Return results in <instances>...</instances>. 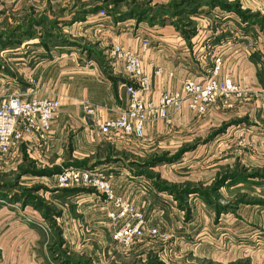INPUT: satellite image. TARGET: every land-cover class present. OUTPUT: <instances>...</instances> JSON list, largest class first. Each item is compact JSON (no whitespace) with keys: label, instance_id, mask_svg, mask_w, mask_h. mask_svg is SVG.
Listing matches in <instances>:
<instances>
[{"label":"crops","instance_id":"crops-1","mask_svg":"<svg viewBox=\"0 0 264 264\" xmlns=\"http://www.w3.org/2000/svg\"><path fill=\"white\" fill-rule=\"evenodd\" d=\"M111 1L0 0V35L5 32L4 35L14 37L15 41L18 36L22 38L20 44L8 45L11 46L10 49L28 46L40 54L36 59H21L22 64L13 63L18 71L17 75L13 74L11 77L14 87L17 91H29L30 81L34 79V91L41 96L58 98L61 103L59 113L47 134L43 137H25L18 148L9 154L14 157L19 155L18 152L24 153L39 168L48 171L60 169L61 172L67 168L81 170L85 167L90 170L99 169L101 165L108 166L111 171L107 175L117 194L134 195V198L138 197L137 202H142L139 206L142 209L161 207L162 210H159L163 214V205L155 203L144 182L138 181L141 177L127 171L120 172L115 165H122L127 159H137L138 149L154 146L156 137L164 133L175 137L178 133L196 134L199 130V135L209 131L206 135L208 137L220 131L213 139L210 138V142L219 141L222 151L223 144L227 149L251 142V137H254L260 127L248 126L257 132L241 128L243 123L222 128L223 124L238 120L250 122L252 120L249 118L255 115L256 110H261V95L264 93V34L255 29L244 31V34L229 31L232 36L223 40L222 34L214 32L215 26L204 16L191 17L196 24V31L191 35L188 32L182 33L172 24L136 27L134 19L120 18L121 14L138 4L157 8L172 0H122L118 6H114ZM239 2L245 10L250 9L251 12L254 11L253 4H257L250 0ZM261 9L264 16V1ZM218 30L227 32L222 26ZM51 38H59L60 44L52 46L47 55L42 54L46 52L44 44ZM143 40L149 44L146 49L142 47ZM242 40L253 43L252 53L248 54L241 47L232 48ZM115 44L139 55L144 74L151 78V93L146 101L157 104L162 93L180 91L185 77L201 81L208 72L206 62L209 59L211 66L213 56L217 53L223 59L221 76H229L243 93L238 98L230 97L226 105L221 102L208 105L200 115L184 102L180 111L175 113L170 110L167 122L146 125L142 139L121 135L103 136L98 125L115 118L126 104L123 94V84L126 82L123 65L110 55ZM47 46L50 44L45 47ZM156 69L160 70L157 75L154 74ZM83 102L93 105V116L85 115L81 107ZM261 118L264 122L262 112ZM214 126L215 129L210 131ZM259 136L264 142V134ZM105 144L110 146L111 154H107ZM260 147L264 151V143ZM78 165L81 167L78 168ZM91 165L94 166L89 168ZM57 175L44 176L40 178L42 181L36 182L43 187L44 194L39 193L44 200L42 203L52 204L60 211L57 221L64 227V240L68 243L65 234L72 240L66 231L68 232V227L77 228V224L80 226L79 218L97 235L105 233L111 238V229L107 224L109 221L94 191L78 188L80 192L62 194L61 189L75 188H58ZM51 182H55V185H51ZM27 183L33 181H23L21 184L30 188ZM6 203L0 202V264H41L40 251L37 250L40 243L48 237L44 233L47 220L39 210L32 205L24 206L21 200H7ZM162 221L160 219L158 226L162 225ZM75 236L79 239L78 235ZM254 238L255 242L260 243L258 240L261 236L255 235ZM257 252H253L251 258L241 259L237 253H233L237 256L231 257L230 253L224 258L211 256L206 260L217 264L245 259L252 261L253 258H260V253H264ZM101 255L106 260L103 253L94 251L90 254L94 260L100 261Z\"/></svg>","mask_w":264,"mask_h":264},{"label":"rangeland","instance_id":"rangeland-1","mask_svg":"<svg viewBox=\"0 0 264 264\" xmlns=\"http://www.w3.org/2000/svg\"><path fill=\"white\" fill-rule=\"evenodd\" d=\"M200 1L204 5L198 7L192 6L196 0H173L171 2L173 10L170 5L164 9L137 5L138 10L148 11L149 15L146 16L148 17L146 22H139L146 20V17L137 20L136 27L139 25L159 27L173 21L177 30L191 35L196 31V24L191 17L204 16L208 17L216 27H213L214 32L222 34L223 40H227L237 31L244 34V31L255 29L260 34H264V16L261 14L262 9L260 10L264 0H250L252 3H257L253 4L252 12L250 9L245 10L240 0ZM111 3L115 4V1L112 0ZM171 10H183L186 15L174 17L177 13L174 14ZM162 15L163 19H154ZM220 26L227 32L222 33L218 30ZM229 31L232 33L230 34ZM4 34L0 35V97L23 93L21 90L17 91L12 82V75L18 73L13 63L22 64L21 59L28 60L31 57L36 59L40 55L38 51L28 46L11 50L8 44H20L18 40L22 38L16 37V42L13 40L14 37ZM51 39L44 44L46 52L42 54L47 55L52 46L60 44L59 38ZM40 44L43 45V42ZM48 44L50 46L45 47ZM206 63L209 70L212 66L209 59ZM249 119L252 121L238 120L223 124L222 128L243 123L240 125L241 128L246 127L249 131L257 132L256 129L249 127H260L259 131L262 132L258 131L247 144L227 149L223 144L222 151L219 141L210 142L218 132L208 137L206 135L209 131L199 135L201 132L199 130L196 134L178 133L175 137L164 133L156 137L154 146L138 149L137 159L132 158L131 161L127 159L122 165H115L120 172L127 171L134 176H140L138 181L144 182L154 202L163 205L165 212L159 216L163 220L159 229L163 236L169 237L167 240L156 237L130 248H124L111 240L108 234L100 233L98 235L103 238L98 237L97 233L91 227L84 225V220L79 218L80 226L77 224V228L68 227V232L65 228L66 233L72 237L70 240L65 234L67 243L64 240V227L57 221L61 215L60 211L52 204L47 206L42 204L44 200L39 193L44 194L43 187L38 186L39 183L36 182L43 180L38 174L42 168L20 152L14 157L11 154L0 156V202L5 204L7 200L14 201L17 197H22L27 203H36L34 200H38L37 203L50 208V221L47 222L44 232L48 237L40 243V248L37 250L40 251L41 264H103L104 262V264H217L206 258L211 256L224 258L230 253L231 257L235 255L233 253H237L242 257L241 259L251 258L253 252L264 251V151L260 147L264 142L259 136L261 133L264 134V122L261 118V110L257 109L255 115ZM135 143L139 145L138 142ZM107 145L105 144L104 148L107 154H111V148ZM107 167L101 165L99 169L110 175L111 169ZM226 176L229 178L223 179ZM22 178L26 180H21ZM221 179L223 180L219 187L218 183ZM23 181H33V183H27L30 187L28 188L21 184ZM53 184L55 185V182H51V185ZM179 193H184L183 200H179L182 199L178 197ZM126 196L130 195L126 194ZM130 197L135 200L136 205L141 206L142 202H137L138 197L134 198V195ZM184 200L185 203L182 202ZM159 209L162 210L161 207ZM143 210L149 218H152L147 208ZM107 224L109 226L108 222ZM75 234L79 239H76ZM255 235L261 236V239L257 238L260 243L255 242ZM94 251L103 253L106 260L102 255L101 261L94 260L90 256ZM108 257L109 261H107ZM253 259L252 261L247 259V264H264V253H260V258Z\"/></svg>","mask_w":264,"mask_h":264},{"label":"built area","instance_id":"built-area-1","mask_svg":"<svg viewBox=\"0 0 264 264\" xmlns=\"http://www.w3.org/2000/svg\"><path fill=\"white\" fill-rule=\"evenodd\" d=\"M142 47H149L147 41H142ZM234 47H241L252 53L253 43L240 41ZM110 55L122 63L126 82L123 84V94L126 104L113 119L103 121L98 130L103 136H133L142 139L146 125L167 122L172 112L182 109L184 102L196 113L203 114L210 104L221 102L226 105L230 97H241L243 93L229 76H221L223 59L220 53L213 56L212 67L201 81L185 77L181 89L174 93H162L158 103L146 101L151 93V78L142 70V62L138 54L123 49L115 44ZM159 69L154 71L157 75ZM35 80L30 81L29 91L13 93L0 97V156H6L18 148L23 139L35 135L43 137L51 130L53 121L60 110L58 98L45 97L34 91ZM81 107L86 116H93L95 109L89 102H83ZM261 112L264 117V93L261 95ZM58 188H82L93 190L101 202V208L109 221L111 238L124 248L141 244L147 239L164 238L159 231L161 211L151 207L149 218L146 212L135 204L126 194H117L108 175L100 169L77 170L67 168L56 176ZM142 190L145 189L142 187Z\"/></svg>","mask_w":264,"mask_h":264},{"label":"trees","instance_id":"trees-1","mask_svg":"<svg viewBox=\"0 0 264 264\" xmlns=\"http://www.w3.org/2000/svg\"><path fill=\"white\" fill-rule=\"evenodd\" d=\"M115 1V4H114V6L115 5H117V4H120L121 2H122V0H114ZM173 1V0H172ZM171 1V2H172ZM171 2L170 3H168L167 5H164V6H160V7H157V8H154V9H164V8H166V7H169V5L171 6ZM138 5H145L146 7H151V6H148V5H146V4H138ZM204 5V4H203ZM202 5V3H201V1L200 0H196V2H194L193 3V5L192 6H203ZM184 6V5H183ZM139 9V7L138 6H133V8H130V9H128V11H126L125 13H122L121 14V17L120 18H127V19H134L136 22H138L137 20H140V18L142 19V17H146V16H148L149 15V13H148V11H140V10H138ZM171 9L173 10V6H171ZM171 10V11H172ZM172 12H174V14H175V12L177 13L176 15H174V17H176V16H181V15H186V13H184V11L183 10H175V11H172ZM163 15H162V17H160V18H158V17H154V19H163ZM244 18V17H243ZM248 17H246V19H247ZM147 19H148V17H146V20H140L139 22H146L147 21ZM172 19V18H171ZM173 21H171V23L170 24H172L173 25V23H172ZM11 39V38H10ZM12 40V39H11ZM21 41L22 40H18V42L19 43H21ZM13 42H15V41H13ZM17 42V41H16ZM8 45H10V44H8ZM218 132H220V131H218ZM79 167H81L80 165H78ZM58 172H60V169H58V170H55V171H48V170H46V169H42L41 171H38V174L41 176V177H44V176H53V175H57V174H59ZM226 178H229V177H224L223 179H226ZM231 178V177H230ZM223 179H221L219 182L220 183H218L219 184V187L221 186V182H222V180ZM58 190H60V189H58ZM61 191V193L62 194H74V193H76V192H80V190L78 189V188H75V189H61L60 190ZM183 194L184 193H179L178 194V197L179 198H181L182 197V199H179V200H183L185 197L183 196ZM16 198V197H15ZM22 197H17V200H21V202H22V204L23 205H32L34 208H36L37 210H39L40 212H41V214H42V216L47 220V222L48 221H50V212H49V210H50V208H48V207H46V206H44V205H40L39 203H37L38 202V200H34L36 203H31V202H29V203H27L23 198L21 199ZM178 200V201H179ZM180 202V201H179ZM183 203H185V200L184 201H182ZM43 204V203H42ZM247 261L248 260H237V261H235L233 264H247Z\"/></svg>","mask_w":264,"mask_h":264}]
</instances>
